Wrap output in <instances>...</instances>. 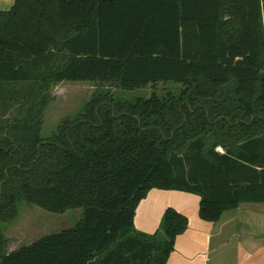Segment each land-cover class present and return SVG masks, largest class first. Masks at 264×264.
<instances>
[{"label": "trees", "instance_id": "1", "mask_svg": "<svg viewBox=\"0 0 264 264\" xmlns=\"http://www.w3.org/2000/svg\"><path fill=\"white\" fill-rule=\"evenodd\" d=\"M64 82L99 88L44 138ZM170 83L149 98L112 91ZM155 189L200 196L214 223L264 203V0H15L0 11V225L22 203L83 211L12 252L0 226V264H166L189 221L168 208L154 235L137 231Z\"/></svg>", "mask_w": 264, "mask_h": 264}, {"label": "crops", "instance_id": "2", "mask_svg": "<svg viewBox=\"0 0 264 264\" xmlns=\"http://www.w3.org/2000/svg\"><path fill=\"white\" fill-rule=\"evenodd\" d=\"M14 2L0 0V11L9 10ZM200 202L195 194L152 190L136 211L135 228L154 235L165 211L174 208L189 224L166 264H264V203L242 204L214 223L201 219Z\"/></svg>", "mask_w": 264, "mask_h": 264}, {"label": "rangeland", "instance_id": "3", "mask_svg": "<svg viewBox=\"0 0 264 264\" xmlns=\"http://www.w3.org/2000/svg\"><path fill=\"white\" fill-rule=\"evenodd\" d=\"M173 83L159 84L154 89L152 86L136 91H121L112 88L116 94L126 99L149 98L152 94H162L166 89L174 88ZM99 84L92 82H64L53 87L51 101L44 114L42 135L50 137L58 128L60 122L81 113L85 105L92 99ZM14 111L5 112L8 119L15 115ZM221 150V149H219ZM82 209L69 210L64 214H54L39 207L26 203L20 205L18 216L5 224L0 225L3 234L9 239L8 250L11 252L29 246L44 236L69 230L81 221Z\"/></svg>", "mask_w": 264, "mask_h": 264}, {"label": "water", "instance_id": "4", "mask_svg": "<svg viewBox=\"0 0 264 264\" xmlns=\"http://www.w3.org/2000/svg\"><path fill=\"white\" fill-rule=\"evenodd\" d=\"M14 4H15V2H14ZM13 6H14V5H13ZM10 9H11V8H10ZM10 9H9V10H10ZM9 10H6V11H9Z\"/></svg>", "mask_w": 264, "mask_h": 264}]
</instances>
